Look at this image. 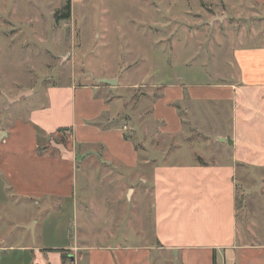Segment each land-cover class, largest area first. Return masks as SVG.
<instances>
[{
  "label": "crops",
  "instance_id": "crops-1",
  "mask_svg": "<svg viewBox=\"0 0 264 264\" xmlns=\"http://www.w3.org/2000/svg\"><path fill=\"white\" fill-rule=\"evenodd\" d=\"M255 1L264 7V0ZM233 58L229 80L154 82L153 94L135 106L127 89L136 84L115 77L47 88L41 108L0 124V209L19 198L47 207L52 201L60 212L69 200L79 223L80 211L94 206L78 202V181H95L92 171H107L109 179L144 168L148 176L137 178L151 199L152 227L150 240L115 245L77 239L35 246L24 233L23 243H0V264H264V41L235 48ZM146 100L135 125L130 110ZM208 136L217 144L213 157L171 159ZM123 180L118 197L131 200L135 189ZM24 218L19 226L34 236L38 222ZM6 230L0 226V233Z\"/></svg>",
  "mask_w": 264,
  "mask_h": 264
},
{
  "label": "rangeland",
  "instance_id": "rangeland-1",
  "mask_svg": "<svg viewBox=\"0 0 264 264\" xmlns=\"http://www.w3.org/2000/svg\"><path fill=\"white\" fill-rule=\"evenodd\" d=\"M65 3L0 0L2 127L41 108L47 88L91 85L115 77L122 84H136L138 88L127 89L134 93L130 102L135 106L133 101L153 94L149 86L154 82L229 80L235 72V48L264 41V7L255 0H70L68 19L59 17ZM147 104L146 100L130 110L136 113L133 124H139ZM113 108L118 109V104ZM60 143L68 147L69 142ZM189 143L188 151L183 145L182 153L171 159L202 160L216 152L212 136ZM91 173L89 179L95 181L76 185L78 202L94 206L80 211L79 223L69 200L57 212L52 201L47 207L45 201L15 198L6 210L0 209V226L7 228L0 233V243H23L24 233L25 242L35 246L64 247L77 239L102 245L150 240L151 199L137 178L139 173L147 177L148 170H119L109 179L107 171ZM122 180L135 189L131 200L124 193L118 197L124 190ZM240 193L238 189V198ZM239 205L238 199V210ZM24 215L38 222L34 236L19 226Z\"/></svg>",
  "mask_w": 264,
  "mask_h": 264
},
{
  "label": "trees",
  "instance_id": "trees-1",
  "mask_svg": "<svg viewBox=\"0 0 264 264\" xmlns=\"http://www.w3.org/2000/svg\"><path fill=\"white\" fill-rule=\"evenodd\" d=\"M64 12L60 14L59 17H63L68 19L70 17V0H66L65 6H64ZM64 130L63 128L58 129V131Z\"/></svg>",
  "mask_w": 264,
  "mask_h": 264
},
{
  "label": "water",
  "instance_id": "water-1",
  "mask_svg": "<svg viewBox=\"0 0 264 264\" xmlns=\"http://www.w3.org/2000/svg\"><path fill=\"white\" fill-rule=\"evenodd\" d=\"M220 18V17H219ZM221 19V18H220ZM102 82H108V81H105V80H102Z\"/></svg>",
  "mask_w": 264,
  "mask_h": 264
}]
</instances>
